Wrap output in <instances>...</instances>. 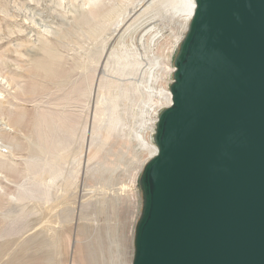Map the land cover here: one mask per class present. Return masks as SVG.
<instances>
[{"label": "rangeland", "instance_id": "obj_1", "mask_svg": "<svg viewBox=\"0 0 264 264\" xmlns=\"http://www.w3.org/2000/svg\"><path fill=\"white\" fill-rule=\"evenodd\" d=\"M145 1L0 0V107L19 124L0 114V264H132L188 31L173 0L133 16Z\"/></svg>", "mask_w": 264, "mask_h": 264}, {"label": "water", "instance_id": "obj_2", "mask_svg": "<svg viewBox=\"0 0 264 264\" xmlns=\"http://www.w3.org/2000/svg\"><path fill=\"white\" fill-rule=\"evenodd\" d=\"M174 66L132 264H264V0H195Z\"/></svg>", "mask_w": 264, "mask_h": 264}, {"label": "bare ground", "instance_id": "obj_3", "mask_svg": "<svg viewBox=\"0 0 264 264\" xmlns=\"http://www.w3.org/2000/svg\"><path fill=\"white\" fill-rule=\"evenodd\" d=\"M89 2H90L89 4L92 5V6L97 4V0H89ZM173 2L175 3L176 7L178 5H181V7L185 9V11L187 13V19H188V27H187V30H188L189 29V25H190V21H191L193 12H194V8H195V0H173ZM142 3H141L142 6L139 9H137V10H135L133 12V16L136 15V14H142L143 12L147 11L155 3V0H146L145 2H142ZM181 7H177V8H181ZM166 102H167V104H166L167 106L166 107L168 108L171 105V93H168V95L166 97ZM0 114H2V115L6 114L8 122H9V120H12L14 122L13 125H16V126L19 125L17 119L16 118L14 119V116H12L10 111L6 112V110L3 107H0ZM156 154H157V146H154L153 147V152L151 154V159Z\"/></svg>", "mask_w": 264, "mask_h": 264}]
</instances>
